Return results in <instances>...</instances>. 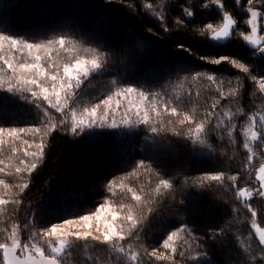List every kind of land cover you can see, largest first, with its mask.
Masks as SVG:
<instances>
[{
    "label": "trees",
    "instance_id": "trees-1",
    "mask_svg": "<svg viewBox=\"0 0 264 264\" xmlns=\"http://www.w3.org/2000/svg\"><path fill=\"white\" fill-rule=\"evenodd\" d=\"M129 4L134 6L128 7ZM148 4L151 7H146ZM221 4L223 7L211 0H0V30L5 34L12 33L17 39L27 38L30 42L67 35L77 41L78 48L95 47L109 53L106 70L90 76L79 90L74 105L77 114L131 85L163 92L173 106L199 122L207 119V113L212 111L211 106L219 98L218 88L223 87L225 92L230 86L239 88L236 102L222 101L213 122L199 135L195 132V123L179 125L182 116H165L162 122L155 123L157 127L163 123L164 130L155 134L149 126L138 123L128 127L96 126L73 135L72 117L68 113L67 127L44 135L46 148L42 160L24 157L22 151L13 154L9 147H3L0 160L5 161L13 175L0 173V179L10 185L28 183L29 186L19 197L23 201L21 205L10 204L0 209V229H10L18 223L21 238L26 240L34 230L42 232L65 220L93 214L103 205L116 213L115 224L126 234L128 224L123 217L127 213L120 211L119 205L135 204L127 189L131 187L144 196L156 188L160 179H167L172 188L165 192V197L156 203L144 202L145 215L148 207L152 208L149 218L145 220L139 211L135 213L141 220L140 239L128 238L124 245L126 251L129 248L141 251L145 246L151 251V245L162 244L170 231L186 225L191 236L179 234L187 243L178 247L177 264H186L183 258L191 252L201 256L207 252L212 264H264V252L260 251L258 237L252 229L254 222L264 229V198L255 196L259 186L256 177L264 163V136L249 146L251 153L244 147L247 141L243 138L249 117L264 116V93L251 79L264 76V54L251 49L240 35L247 33L245 21L250 7L264 15V0H253L251 5L248 0H221ZM184 8H191L194 16L187 17ZM225 12L235 21L231 38L224 43L213 41L205 26L213 23L218 29ZM108 15L118 20L123 39L127 38L128 31L137 34L131 51L113 37L100 34L99 26ZM160 16L165 18L163 24ZM178 20L183 23L178 24ZM180 44L184 49L178 47ZM79 55L92 58L91 53L83 51ZM222 55L245 64L250 75L230 62L220 65L208 62ZM3 67L0 62V68ZM196 72L200 78L193 80ZM212 74L219 83L207 80ZM10 76L9 71H0V80L7 81ZM27 95L0 91V126L38 127L42 135L48 133L51 123H58L61 114L50 109L52 115L36 123L40 112L22 98ZM221 112L236 113L228 124L229 131L236 126L232 138L217 127L221 120H227ZM262 123L257 122L256 128L264 131ZM20 135L33 144L32 151H38L35 144L40 142L39 136ZM3 139L10 142L7 134ZM15 146L26 147L22 140L16 141ZM249 155L254 156L251 164ZM20 159L38 164L30 177L26 172L22 178L15 175V167H23ZM140 161L151 168H138ZM220 172L225 173L222 181L199 186L201 177ZM231 175H237V180H229ZM109 182H113L111 193L107 191ZM239 188L252 191L253 198L242 200L237 195ZM19 191L9 189L7 198H14ZM4 192V186L0 185V194ZM245 201L257 212L255 218L243 206ZM212 231L219 233L215 240L209 239ZM200 236L205 237L202 242H193V237ZM4 238L5 233L0 231V242ZM70 247L71 254L65 256L70 264H129L127 256L92 239L73 240ZM180 251L184 256H180ZM0 264H3L1 253ZM153 264H171V261H153Z\"/></svg>",
    "mask_w": 264,
    "mask_h": 264
},
{
    "label": "snow or ice",
    "instance_id": "snow-or-ice-1",
    "mask_svg": "<svg viewBox=\"0 0 264 264\" xmlns=\"http://www.w3.org/2000/svg\"><path fill=\"white\" fill-rule=\"evenodd\" d=\"M110 2V0H109ZM213 4H217L223 7L221 0H211ZM249 5L253 3V0H248ZM134 5L129 4L128 7H133ZM207 7V5H205ZM146 7H151V4L146 5ZM110 11L105 9V12ZM248 11L251 13V17L255 18L257 16V11L253 8H249ZM184 12L187 17H193L194 12L191 8H184ZM164 16H160L159 20L163 24ZM178 24H182L183 21L178 20ZM235 21L232 17L225 12L223 15V26L216 29L213 23H209L205 26L207 31L211 32V40L221 41L229 38ZM249 25H253V20H248ZM100 34L104 35L105 38L113 37L115 41L122 42L127 45V51H131V44L133 38L137 35L134 31H128L126 33V39L122 38V28L118 20L108 15L104 18V23L99 26ZM113 28L116 29L113 33ZM164 31L167 32V26L164 25ZM252 33L257 32L256 26L253 25L251 29ZM243 40L255 47V50L264 54V46H261V42L264 41V36L259 38H254L252 35L240 33ZM77 41L67 35H61L55 39H48L44 42L29 41L27 38L17 39L12 33L5 34L4 30H0V62L4 65L0 68V71H9L12 75L7 81L0 80V91L18 94V93H28L27 96H23L28 103L34 104L36 109L39 110L40 115H38L36 123H41L44 118L52 115L49 111L54 109L56 113L61 114L59 122H53L49 126L48 133L41 134V129L38 127L34 128H7L0 126V152L3 151V147H9L13 154H19L23 152L24 157H31L36 160H42L44 156V149L46 144L44 143V135L50 134L52 131L57 129H63L67 127L69 121L67 120V114L71 113V132L73 135L78 134V132L83 131L86 128H93L96 126H104L107 123L108 114L104 116H97V109L100 104H96L94 107L89 109L85 107L80 113L81 118L77 119V112L75 110V103H77V98L79 96V90L81 89L84 82L92 75L101 74L105 69V64L107 62L109 53H106L102 49L95 47H82L78 48L76 46ZM7 46V47H6ZM179 48L184 49V45H178ZM35 50V51H34ZM187 50V49H185ZM83 51L84 53H91L92 58L87 59L80 57L79 53ZM190 51V50H188ZM76 53L77 55H72ZM62 54H67L70 59H64ZM203 60H207L205 57H201ZM15 61V63H13ZM214 65H220L223 62H230L232 66L242 70L244 73L250 75L249 68L245 64L240 63L237 59L222 55L218 58H213L208 61ZM200 78V73L196 72L192 75V79L196 80ZM251 79L256 82L259 86L261 93H264V76H252ZM207 80L213 84L219 83L217 81L215 74L208 75ZM59 82V83H57ZM231 85V81H229ZM51 91V94H49ZM122 93L125 98L130 97L132 94H137L139 100L143 104V108L140 106L135 107V117L138 123L149 126L152 133H158L164 130L163 123L160 127L155 126L156 122H162L165 116L169 117H183L179 119V125L183 126L185 124L195 123L196 134H201L206 131L209 124H211L222 108V101H228L229 103H235L237 97L239 96V88L229 87L227 92H225L223 87L217 89L219 93V98L213 103L212 111L207 113V119L196 122L192 116L181 112L178 106H173L172 102L165 98L163 92H156L154 90H143L138 89L135 86H127L123 88ZM121 91L116 93L117 96L121 95ZM62 94V95H61ZM191 96V92H189ZM53 97L55 100H53ZM112 99L111 96L106 100H102L101 103L107 105ZM47 103V107L44 103ZM119 107V105H118ZM240 111L239 109L237 110ZM132 108L127 109V113H131ZM125 115L123 122L125 124L129 123L128 115ZM114 115V113H113ZM221 115L227 117V120H221L220 124L217 125L222 131L226 132L229 138L234 135L235 125H233V130H228V124L231 123L232 117L236 113L221 112ZM87 116V120L84 119ZM250 124L244 129L247 138L251 141L258 140L261 136H264V131L258 130L256 128V117H249ZM260 120L264 122V116H260ZM171 123V121H169ZM110 127H116L117 124L113 119ZM261 128L264 129V123H262ZM21 133L28 135L31 134L33 138L39 136L40 142L35 144V148L38 151H32L33 144L29 142L28 139H23ZM7 134L10 138L4 140L3 136ZM179 135V132L176 133ZM22 140L23 145L26 147L18 148L16 147V141ZM244 147L248 149L251 153L252 149L249 148L247 143ZM254 159L253 155L248 156L249 164H251ZM19 164L23 167L17 166L14 169L16 176L22 178L23 173H27L29 177L32 172L37 169V163L28 164L24 159H20ZM0 173L5 175H13V172L9 169V166L4 160H0ZM137 167L151 168V165L146 166L143 161L137 164ZM260 175H257L256 179L259 181V186L255 189V196L264 197V167L260 168ZM225 173L220 172L219 174H207L205 177L200 178V187H203L204 183L209 181H222L224 179ZM237 175H231L228 177L231 181L237 180ZM0 185H3L5 192L0 194V209H6L8 205H21L23 201L19 198L23 190L26 189L29 184H16L10 185L5 180L0 179ZM194 187L197 185H193ZM113 182L107 184V191L112 192ZM236 188V185H232ZM18 188L20 191L16 193L14 198H7L9 196V189ZM172 188V183L167 179H160L159 184L150 193H146L144 196L137 194L133 188L129 187L127 192L131 193V199L135 202L134 205L120 204V211H126V215L123 217L124 221L128 224L127 233H124V229H116L111 225L105 226V231L103 239L100 240L97 236H91L89 232L79 233V232H68L58 234V226L53 225L50 229H46L42 232L33 231L32 236L27 241H22L21 229L18 223L13 224L10 229H0L5 233V238L3 242H0V253H2L3 264H63V259L65 256L71 254V243L73 240L81 241L92 240L98 241V243L103 245H108L111 247L112 251L118 254H123L128 257L129 264H153V261H171V264H177L175 259L178 247L181 243H187L179 235L180 233H188L191 236V230L186 226L182 225L175 231H170L167 238L163 240L162 244L151 245V251H148V246H145L141 251H133L129 248L128 251L125 250V243L127 239L135 236L137 241L140 239V228L141 223L140 218L135 214L137 211L146 220L152 213V208L148 207L147 215L144 214L145 201H150L153 203L160 202L161 197H165V192ZM161 189L165 191H161ZM143 191V189H141ZM237 195L240 197H247V201L253 198V192L249 191L247 188L237 189ZM245 201L243 206L248 209L252 217L257 216V212L253 209L251 203ZM115 203V201H113ZM103 205L97 208L96 215L99 218V213ZM82 220L90 219L89 216L80 217ZM117 215L115 212L112 213V220L115 221ZM67 224H71L72 220H65ZM27 227V225H25ZM255 236L258 237V244L260 246V251L264 252V229L257 227L255 222L252 225ZM219 237V233L212 231L209 239L215 240ZM176 238V239H174ZM205 237H193V242H202ZM41 243L47 245V253L45 248L41 246ZM201 246L206 247L201 243ZM180 256H184V252L180 251ZM208 253L204 252V264H212V261L207 259ZM197 259L199 257H196ZM253 259L255 257L253 256Z\"/></svg>",
    "mask_w": 264,
    "mask_h": 264
},
{
    "label": "rangeland",
    "instance_id": "rangeland-1",
    "mask_svg": "<svg viewBox=\"0 0 264 264\" xmlns=\"http://www.w3.org/2000/svg\"><path fill=\"white\" fill-rule=\"evenodd\" d=\"M249 19H252L253 20V25L258 27V29H259L258 38L260 36H264V30H263L264 15L261 14L260 12H257V16L255 18H253V17H251V13H249L248 18L245 21V23L247 25V33L246 34L251 35V29H252L253 25H249L248 24V20ZM222 25H223V20H222V23L219 26V28L222 27ZM234 27H235V24H234L233 28ZM246 44H247V42H246ZM261 46H264V41L261 42ZM62 56L65 57L66 59H70V57L68 55L64 56L62 54ZM79 56L80 57H84L83 55H79ZM84 58H87V57H84ZM87 59H91V58H87ZM13 63H15V61H13ZM10 75H12L11 72H10ZM57 83H59V82H57ZM49 94H51V91H50ZM53 99L55 100L54 97H53ZM97 104H100V107L97 109V116L98 117L99 116H104L106 113L108 114L107 123L103 127H110L109 125L112 123L113 119L115 120V122L117 124L116 127H118V126L128 127V126H132V125L138 124V122L136 120V117H135V107L136 106H140L141 108H143V104L139 100L138 95L135 94V93L132 94L130 97H127V98H125L124 95H122V97L117 96V95L112 96V99L109 101V103L107 105H105V104H103L101 102H99ZM95 105H92L90 108L94 107ZM118 105H119V107H118ZM130 107L132 108V112L131 113H127V109L130 108ZM113 113H114V115H113ZM126 113H127L128 117H129V120H130V122L127 123V124H125L123 122V118L125 117ZM80 118H81L80 114H77V119L79 120ZM84 119L87 120V116H84ZM256 121L257 122L261 121L260 120V116L256 117ZM250 123H251L250 121L247 122V126L246 127H248ZM243 138L247 141L249 146H252V144H254L257 141V140L256 141L249 140L247 138L245 132L243 133ZM261 167H264V163H263V165ZM260 174H261L260 171H258V175H260ZM240 198L242 200H244L247 197H240ZM113 212L114 211L112 209L103 207V208H101V211L99 213V218H97V215H96V212H95L93 214L85 215V216H89L90 217V219H88V220H82L79 217V218L68 219V220H72L71 224H67L65 222H61V223H58V224H55V225L58 226V234L68 233V232H72V233H75V232H79V233L89 232L91 234V236H97V237L100 238V240H102L106 225H111L114 228L118 229L117 225L115 224L117 219L115 221L112 220V213ZM252 225H253V223H252ZM50 228H48V229H50ZM252 229H253V227H252ZM253 232H254V229H253ZM254 234H255V232H254ZM89 239H91V238H89ZM27 240H29V238L26 239V240H22V241H27ZM41 246L43 248H45V251L47 253V245L41 243ZM196 257H199V258L197 259ZM1 258H2V263H3L2 253H1ZM183 259L185 260L186 264H204V257L199 255V254H197V252L188 253L185 256V258H183ZM69 261L70 260H68V259H66L64 257L63 264H70Z\"/></svg>",
    "mask_w": 264,
    "mask_h": 264
},
{
    "label": "water",
    "instance_id": "water-1",
    "mask_svg": "<svg viewBox=\"0 0 264 264\" xmlns=\"http://www.w3.org/2000/svg\"><path fill=\"white\" fill-rule=\"evenodd\" d=\"M222 26H223V25H222ZM256 28H257V32H256V33H252V32H251V35H252L254 38H258V31H259V29H258V27H256ZM263 30H264V22H263ZM230 38H231V35H230L229 38H226V39H224V40L217 41V42L224 43V42H227ZM247 44H248V46H249L251 49H255V47H254L253 45L249 44L248 42H247Z\"/></svg>",
    "mask_w": 264,
    "mask_h": 264
}]
</instances>
